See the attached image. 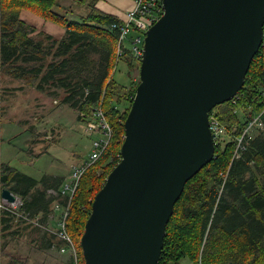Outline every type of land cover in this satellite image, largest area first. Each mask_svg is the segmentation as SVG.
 Listing matches in <instances>:
<instances>
[{"label": "trees", "instance_id": "trees-1", "mask_svg": "<svg viewBox=\"0 0 264 264\" xmlns=\"http://www.w3.org/2000/svg\"><path fill=\"white\" fill-rule=\"evenodd\" d=\"M69 1L67 9L61 0H0V73L51 97L61 90L62 101L78 110L77 118L85 125L100 104L111 127L109 142L83 171L71 198L60 193L63 177L45 174L37 179L3 161L0 189L21 199L14 214L25 216L23 222L38 218L45 223L54 205L67 206L65 230L75 247L76 264H85L80 238L94 195L120 160L124 121L138 82L126 86L113 77L118 31L111 24L119 18L100 10L98 0ZM72 4L84 10L78 17L68 15ZM23 10L63 28L64 35L38 30L21 17ZM121 63L127 74L139 68L127 55ZM211 111L230 138L215 144L213 159L185 183L167 223L158 264H179L182 259L190 264H264V39L241 89ZM258 115L262 127L245 134L236 147L247 122ZM30 153L38 156L42 151ZM9 214L0 210L3 236L10 228ZM44 231L43 248L67 249L57 234ZM22 261L14 258L8 264ZM67 264H75L74 258Z\"/></svg>", "mask_w": 264, "mask_h": 264}, {"label": "water", "instance_id": "water-1", "mask_svg": "<svg viewBox=\"0 0 264 264\" xmlns=\"http://www.w3.org/2000/svg\"><path fill=\"white\" fill-rule=\"evenodd\" d=\"M162 8L143 37L120 160L85 221V264H158L185 183L214 157L209 113L241 89L263 43L264 0H162ZM1 196L16 198L5 188Z\"/></svg>", "mask_w": 264, "mask_h": 264}, {"label": "rangeland", "instance_id": "rangeland-1", "mask_svg": "<svg viewBox=\"0 0 264 264\" xmlns=\"http://www.w3.org/2000/svg\"><path fill=\"white\" fill-rule=\"evenodd\" d=\"M62 4L69 7L70 1ZM70 9L72 11L68 15L74 17L84 11L73 4ZM21 17L35 24L38 30L47 29L58 38L65 33L63 28L44 22L27 10L21 12ZM136 33L131 30L128 37ZM140 34L144 37L145 32ZM124 45L131 47L127 40ZM127 72V67L119 62L113 70V77L126 86L139 82V68L131 70L129 74ZM62 97L61 90L51 97L46 92H38L34 87L0 73V162H8L37 179L52 171L68 179L72 164H80L88 159L93 137L87 133L85 123L77 118L78 110L64 103ZM240 112L238 115L242 117ZM12 128L13 133L21 131L19 136H8ZM229 138L228 134L221 136L226 141ZM30 151L42 153L32 156ZM60 214L53 220H46V226H38L31 220L23 222L25 218L14 214L12 210L7 215L10 228L4 231L5 236L0 226V264H8L14 258L24 260L23 264H67L73 258L70 249L61 251L53 247L43 248L41 240L44 230L48 233L57 231Z\"/></svg>", "mask_w": 264, "mask_h": 264}, {"label": "built area", "instance_id": "built-area-1", "mask_svg": "<svg viewBox=\"0 0 264 264\" xmlns=\"http://www.w3.org/2000/svg\"><path fill=\"white\" fill-rule=\"evenodd\" d=\"M162 0H134L133 6L126 13V16L119 21L112 23L111 27L118 31V38L116 43V65L117 68L121 58L127 55L130 62L133 64H139L142 57V45L143 36L141 32H145L160 16L162 13ZM131 30H135L137 33L135 36L128 37ZM125 40L129 41L131 47H125ZM234 98V97H233ZM211 112V111H210ZM262 124L259 119V115L253 117L247 122L243 134L238 138L236 147H239L245 134L251 135V132L257 128H261ZM209 128L213 136L215 144H218L222 139L221 136L225 135V128L219 124L218 120L213 113H209ZM86 130L90 137H93L91 142V151L87 160L80 164H73L69 172V178L62 182L60 187V193L64 196L71 198L75 191L79 178L83 171L91 163L96 161L103 150L106 148L110 136L111 127L107 123L100 104L93 107L87 122ZM237 154V152H236ZM55 194H57L55 192ZM22 204L21 199L16 196L14 201H8L1 196L0 189V208L7 209L10 212L12 210L17 211L18 207ZM58 205L56 204L55 207ZM67 215V206L63 207L61 218L58 223V228L55 234L63 240L67 245V249H70L73 253V258L76 264V251L71 237L65 230V217ZM24 218H26L24 216ZM66 248H61L64 251Z\"/></svg>", "mask_w": 264, "mask_h": 264}, {"label": "crops", "instance_id": "crops-1", "mask_svg": "<svg viewBox=\"0 0 264 264\" xmlns=\"http://www.w3.org/2000/svg\"><path fill=\"white\" fill-rule=\"evenodd\" d=\"M64 1H69V0H61V3H63ZM133 3H134V0H98L97 3H96V6L100 10H102V11L108 13V14H111L113 16H116L119 19H122V18H124L126 16V13L129 11V9H131V7L133 6ZM53 25H55V24H53ZM13 131H14V128L9 129L8 136L10 138H13L14 136L18 135L21 132V131H15L13 133ZM71 167L69 169V172L71 170ZM47 175L63 177V176L59 175L58 173H54L53 171L49 172ZM65 180H66V177H63V181H65ZM55 206L56 205H54L51 208V212L48 215L47 221L55 219L56 216L60 214V212L62 213V210H60V208L61 207H65V206H61V205H58L57 207H55ZM60 216H61V214H60ZM31 221L33 223H36L38 226L39 225H43V226L47 225L45 223H42V222L38 221V218L36 219V221H34V220H31ZM179 264H190V262H189L188 259H182Z\"/></svg>", "mask_w": 264, "mask_h": 264}]
</instances>
